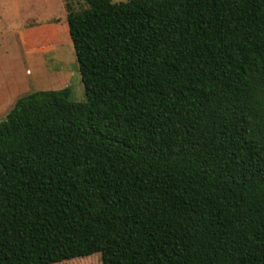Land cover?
Segmentation results:
<instances>
[{
  "label": "trees",
  "instance_id": "1",
  "mask_svg": "<svg viewBox=\"0 0 264 264\" xmlns=\"http://www.w3.org/2000/svg\"><path fill=\"white\" fill-rule=\"evenodd\" d=\"M83 1L86 100L0 123V264H264V0Z\"/></svg>",
  "mask_w": 264,
  "mask_h": 264
},
{
  "label": "rangeland",
  "instance_id": "2",
  "mask_svg": "<svg viewBox=\"0 0 264 264\" xmlns=\"http://www.w3.org/2000/svg\"><path fill=\"white\" fill-rule=\"evenodd\" d=\"M67 3L75 11L87 8L83 0H0V97L4 100V104L0 101V123L6 120L19 98L34 92L35 86L42 82L44 90L70 87L74 102L86 100L72 43L59 46L56 52L39 55V61L33 63L19 40L20 30L49 22L67 24ZM27 70L34 75L27 76ZM27 88L30 91H25ZM58 264H102V256L96 253Z\"/></svg>",
  "mask_w": 264,
  "mask_h": 264
},
{
  "label": "crops",
  "instance_id": "3",
  "mask_svg": "<svg viewBox=\"0 0 264 264\" xmlns=\"http://www.w3.org/2000/svg\"><path fill=\"white\" fill-rule=\"evenodd\" d=\"M59 32H62V36L59 34ZM19 40L23 49L26 50L29 59L33 60V63H37L39 61V55L44 56L48 53L56 52L59 46L65 47L69 46V44L72 43L68 24H62L61 22H49L20 30ZM26 75L33 76L34 73L27 70ZM52 84L54 85L56 83L52 82ZM35 87L36 90L34 92L44 90L43 82L38 84V86L36 85ZM64 88L66 87H63L61 89ZM30 89L31 88H27L25 91H30ZM0 101H2L1 104H4V100L1 97Z\"/></svg>",
  "mask_w": 264,
  "mask_h": 264
}]
</instances>
